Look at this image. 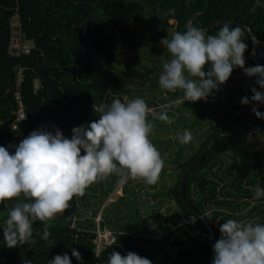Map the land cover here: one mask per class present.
I'll list each match as a JSON object with an SVG mask.
<instances>
[{
  "label": "trees",
  "instance_id": "obj_1",
  "mask_svg": "<svg viewBox=\"0 0 264 264\" xmlns=\"http://www.w3.org/2000/svg\"><path fill=\"white\" fill-rule=\"evenodd\" d=\"M208 5V11L192 21L191 26L204 28L218 20L235 21V24L215 25L205 33L215 35L225 24L230 28L240 26L242 39L247 44L245 67L254 66L249 53L252 49L250 35L244 27L257 37L259 47L264 45V0H208ZM205 7V0H0V146L14 153L13 147H9L12 145L10 123L16 117L17 101L22 104L24 118L21 123L23 138H26L32 131L49 124L63 133H72L73 128L98 120L99 109L114 99L125 102V97L128 100L138 98L133 96L132 88L124 84L116 65L126 61L128 67L142 65L121 60L111 34L118 32L122 40L125 36L134 38L137 33L139 38L147 37L146 53L151 56L155 41L170 39L178 31L184 32L187 29L185 21L204 11ZM15 10L21 31L33 45L28 54L11 57L6 52L8 21ZM148 59L153 60L152 56ZM259 65L264 66V56ZM16 66L20 67L22 75L18 82ZM140 75L146 78L147 73L140 70ZM34 80L39 83L36 89L33 88ZM151 81L149 88L156 79ZM251 88L252 77L236 67L220 90L213 91L223 101L220 107L214 106L210 97L161 106L167 99L181 97L179 91L165 90L168 95L161 92L160 98H142L149 108L158 107L155 114L167 111L173 120L172 124H167L154 120L153 113L148 116L154 124L149 138L172 168L165 171L171 182L166 191L167 199H173L178 206L174 211L168 208L169 222L161 220L160 230L151 229L144 234L134 232L137 222L117 230L114 228L119 220L116 209L113 218L105 209L101 220H95L100 201L109 195L118 181L117 176L111 175L105 191L100 189L104 180L92 183L82 196L73 197L62 214L49 221L51 235L48 241L41 239L44 224L36 220L33 222L36 243L8 248L3 237L5 222L0 217V264H48L56 255L64 253L71 258V264H108L114 251L122 256L134 252L148 258L152 264H209V233L197 215L205 222L216 221L215 226L210 224L214 244L221 237L220 226L228 219L259 224L264 221V196L257 200L253 191L254 186H264V155L250 147L249 139L256 134L264 135V119H258L251 111L257 107L264 113V104L254 102L235 118L201 162L187 174L184 195L195 214L181 199L180 175L223 126L225 119L238 110L241 99L251 98ZM15 90L18 99L14 98ZM207 108L212 113L207 112ZM185 129L192 133L193 141L181 144L176 138L177 133ZM194 141L196 147L192 145ZM188 148L193 152L190 155L185 154ZM223 154L230 158L229 162H225ZM256 169L259 179L253 173ZM160 174H165L163 169ZM121 187L123 198L127 192L123 185ZM121 195L117 197L121 198ZM249 199H253V204L250 205ZM84 206L91 207L89 214ZM152 213L157 216L155 211ZM134 215L138 221L136 211ZM113 221L110 229L113 241L103 244L94 256L96 229ZM166 246L171 249L166 250ZM73 249L81 254L82 260L72 257Z\"/></svg>",
  "mask_w": 264,
  "mask_h": 264
},
{
  "label": "clouds",
  "instance_id": "obj_2",
  "mask_svg": "<svg viewBox=\"0 0 264 264\" xmlns=\"http://www.w3.org/2000/svg\"><path fill=\"white\" fill-rule=\"evenodd\" d=\"M160 43L171 58L163 64L159 86L170 93L181 92L178 102L207 99L214 90H220L236 67L250 78L257 77L256 84L264 89V66L245 67L247 44L243 42L240 26L230 28L225 24L215 35L189 26ZM251 92V98L241 99L242 106L250 102L264 104V92L255 87ZM124 100L114 99L102 106L99 119L73 128L70 139L59 128L54 132L42 128L32 131L18 145H9L14 147V153L0 146V203L21 195L27 201L8 211L3 227L8 248L35 244L36 220L43 222L41 239L48 241L49 221L62 214L74 196H82L98 180L115 175L118 184L129 179L148 185L157 183L164 161L149 138L154 124L148 116L154 109L142 98ZM251 111L258 119H264V113L257 107ZM153 119L173 123L167 111L154 114ZM176 138L187 144L193 137L185 129ZM253 191L257 200L264 196V188L259 185ZM219 231L221 237L213 245L212 264H264V224L228 219ZM72 257L82 260L75 249ZM48 264H71V258L67 253L56 255ZM108 264H152V261L134 252L122 256L114 251Z\"/></svg>",
  "mask_w": 264,
  "mask_h": 264
},
{
  "label": "rangeland",
  "instance_id": "obj_3",
  "mask_svg": "<svg viewBox=\"0 0 264 264\" xmlns=\"http://www.w3.org/2000/svg\"><path fill=\"white\" fill-rule=\"evenodd\" d=\"M120 34L118 32H114L111 34V39L113 41V44L115 48L120 52V59L123 60H130L132 65H136L138 63H141L142 66H131L128 67L127 61L126 62H119L116 65V71L120 74V76L123 79V82L125 85L129 86L133 90V96L138 97V98H160L161 92L163 95H168V93L162 89L159 86V76L161 75L163 71V64L168 62L170 60V54L167 52V50L163 47V45L160 43L159 40L155 41L156 47L152 49V59L149 60L148 57H151L146 53L147 50V42L149 41L147 37H141L139 38L138 33L137 35L133 38L125 36L124 39L119 38ZM138 41H140V44L138 45ZM245 43V41L243 40ZM246 44V43H245ZM261 47V53L264 56V45L260 46ZM250 55H253L252 49L250 50ZM138 70L135 74H132L131 72ZM140 70L144 71L147 73L146 78L141 77L140 75ZM150 71V73L148 72ZM130 74V75H128ZM156 74V75H155ZM128 75V76H126ZM156 79V83L152 84L151 87L149 88L148 85L151 83L152 79ZM235 84V82H234ZM215 93V92H214ZM213 100V104L216 107H220L223 104V101L219 100L218 97L215 94H211L209 96ZM178 102V99H167L166 101L161 103V106H168L171 103L176 104ZM151 109H154V113H157L158 107L157 106H152L150 107ZM207 112L212 113L211 109L207 108ZM216 115V113H215ZM223 114H220V116ZM46 129L48 131H53L56 128L53 125H47L45 127H41V129ZM63 133V132H62ZM63 135L66 138H71L72 133L71 132H65ZM193 139V138H192ZM250 139V147L253 149H258L262 155H264V135H253L252 137H249ZM193 141V140H192ZM257 142V144H256ZM193 146L196 147L197 142H193ZM192 150L188 148L185 152V154L190 155L192 154ZM167 156V153L164 154V158ZM223 157L225 159V162H229L230 158L223 154ZM164 161V167L163 171L165 174H160L159 179L156 184L154 185H148L144 183L142 180H132L129 179L127 183L125 184H118V181L116 183L115 188L109 193L108 196H106L103 201H100V208L98 209V214L95 217L96 221H100L102 218L103 211L105 209L109 210V215H112L113 218V211L115 210V214L117 216L118 223L114 225V228L117 230H122L126 225L128 224H137L133 228L134 232H139V233H146L149 232L151 229H157L160 230V224L161 220L162 222H169V216H168V208L171 211H174L178 206L176 205L175 201L173 199L168 200L167 199V193L166 191L171 185V182L169 181V175L166 174L168 170H172L170 164ZM264 166V162H262ZM166 171V172H165ZM253 173H256L258 176L257 169L253 170ZM163 177V178H162ZM259 179V176H258ZM99 181V180H98ZM97 181V182H98ZM260 181V180H259ZM109 178L104 179L103 182V187L100 189L106 190V187L108 186ZM261 183V182H260ZM124 186L126 188L127 194L123 195L124 197L121 198L117 197L119 196L122 191L120 190L121 186ZM262 185V183H261ZM264 188V186H261ZM157 196V198H155ZM22 198H19L16 200L13 198L12 200H6V204H11V202H21ZM92 199L89 198L88 201H91ZM250 200V205L253 204V199ZM97 204V203H96ZM86 209V214L90 213V207L85 208ZM155 209V210H153ZM155 211L157 213V216L152 213V211ZM3 209L0 210V214L2 213ZM125 211L127 213L125 214ZM134 211H136L137 216H138V221L137 218L134 215ZM125 214V215H124ZM101 216V218H100ZM128 216V217H127ZM254 219L259 220L258 216H254ZM166 219V220H163ZM115 221V220H114ZM112 222L111 224L105 225L106 228L105 230H108V232H112L111 225H113L115 222ZM211 225L215 226L216 221L215 220H210L209 221ZM264 224V221L263 223ZM104 226V225H103ZM108 233L105 232L104 236L108 238ZM151 236V235H150ZM153 237V235H152ZM113 237H111L108 240V243L113 241ZM96 241V240H95ZM171 249L170 246H166V250ZM97 247L94 252V256L97 255ZM95 262V261H94ZM96 263V262H95ZM93 263V264H95Z\"/></svg>",
  "mask_w": 264,
  "mask_h": 264
},
{
  "label": "built area",
  "instance_id": "obj_4",
  "mask_svg": "<svg viewBox=\"0 0 264 264\" xmlns=\"http://www.w3.org/2000/svg\"><path fill=\"white\" fill-rule=\"evenodd\" d=\"M21 23L19 19V15L17 11L15 10L14 14L11 18H9L8 21V41L6 45V52L11 57H18L22 54H28L31 47H32V40L25 37V34L21 31ZM245 59V55H244ZM22 75H21V69L19 66H16V81H20ZM39 86V83L37 80L33 81V88L36 89ZM14 98L18 99L19 94L15 90ZM15 114V120L10 123V129H11V142L12 145H18L24 138V127L22 126V119L24 118L22 104L20 101H17V108L14 110ZM14 149V147H13ZM15 150V149H14ZM73 226V223L71 224ZM97 236H96V247L97 250H99L103 244H107L108 240L113 237L112 232H108V230L102 229H96ZM108 233V238L104 236V233Z\"/></svg>",
  "mask_w": 264,
  "mask_h": 264
},
{
  "label": "water",
  "instance_id": "obj_5",
  "mask_svg": "<svg viewBox=\"0 0 264 264\" xmlns=\"http://www.w3.org/2000/svg\"><path fill=\"white\" fill-rule=\"evenodd\" d=\"M206 1V7H205V10L200 12V13H197V14H194L193 16L189 17L186 21H185V25L186 27L188 28L189 26H191V22L194 21L195 19L199 18L201 15L205 14L207 11H208V0H205ZM223 23H227V24H235L236 22L233 21V20H218L214 23H212L211 25H209L208 27H204V28H200L202 29L204 32L206 30H209L210 28H212L213 26L215 25H218V24H223ZM245 30L249 33L250 35V40H251V46H252V52H253V55H251V57L253 58L254 60V66L256 65H259L260 64V58L263 57V54L260 52L261 51V47L258 46V40H257V37L254 36V34H252L251 30L247 27H244ZM256 79L257 77H252V87H255L257 89V91H260L259 89V86L256 84ZM254 102H250L249 105H246V106H240L238 108V110H236L235 113H233L232 115L228 116L225 121H224V124L223 126L216 132V134L206 143V145L204 146V148L201 150V152L199 153V155L196 157V159L193 161V163H191V165L187 168H185L181 175H180V183H179V191H180V196H181V199L183 201V203L192 211V213H196L195 209L187 202L186 198H185V195H184V188H183V185H184V182H185V179H186V176L187 174L195 167L197 166L201 160L204 158L206 152L208 151V149L211 147V145L222 135L223 131L230 125V123L237 117H239V115L241 113L244 112L245 109H247L249 106H251ZM198 218H200V220L202 222H204L207 230H208V233H209V255H208V263L209 264H212V261H213V255H214V252H213V245H214V238H213V235H212V231H211V228H210V222H205L203 217L200 216V215H197Z\"/></svg>",
  "mask_w": 264,
  "mask_h": 264
},
{
  "label": "crops",
  "instance_id": "obj_6",
  "mask_svg": "<svg viewBox=\"0 0 264 264\" xmlns=\"http://www.w3.org/2000/svg\"><path fill=\"white\" fill-rule=\"evenodd\" d=\"M116 186V185H115ZM115 186H114V188H115ZM113 188V189H114ZM121 188L122 187H120V190H121ZM112 189V190H113ZM86 190V189H85ZM121 195V194H120ZM90 197V196H89ZM89 197H87L88 199H89ZM19 198H22L21 199V202H27V201H24V197H23V195H21L20 197H18V198H15L16 200H18ZM17 204V202H11V204H6V201H4V202H2V203H0V210H2L3 209V211H2V213L0 214V217H2L3 219H4V222L6 221V219H7V214H8V211L11 209V208H13L15 205ZM90 206H84V208H89ZM91 208V207H90ZM99 209H102V207L101 208H99ZM105 228V227H104Z\"/></svg>",
  "mask_w": 264,
  "mask_h": 264
}]
</instances>
